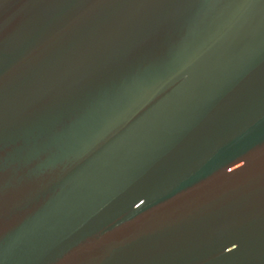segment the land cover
Instances as JSON below:
<instances>
[{
    "label": "water",
    "instance_id": "water-1",
    "mask_svg": "<svg viewBox=\"0 0 264 264\" xmlns=\"http://www.w3.org/2000/svg\"><path fill=\"white\" fill-rule=\"evenodd\" d=\"M0 264H264V0H0Z\"/></svg>",
    "mask_w": 264,
    "mask_h": 264
}]
</instances>
